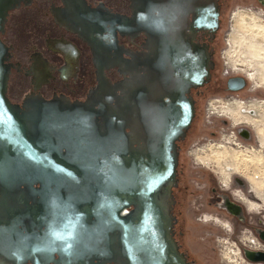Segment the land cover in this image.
Instances as JSON below:
<instances>
[{
    "label": "flooded vegetation",
    "instance_id": "obj_1",
    "mask_svg": "<svg viewBox=\"0 0 264 264\" xmlns=\"http://www.w3.org/2000/svg\"><path fill=\"white\" fill-rule=\"evenodd\" d=\"M85 2L92 10L94 9L91 19L101 23V28L95 27L92 33L82 23L84 9L77 11L66 5L63 0H19L17 7L9 13L5 31L1 34V40L11 54L9 61L11 72L6 91L8 99L16 105L21 114L28 113L35 120L45 121L42 123H45L46 128H42L44 129L42 132L44 131L48 149L44 155L62 158L68 161L66 163L71 160L70 163H75L73 161L83 153V136L93 137V133L103 123L102 119L93 113L87 117L89 115L84 108L85 106L93 109V104H86L91 97L93 100H99L96 94L99 77L101 75L106 77L112 84L130 79L127 61L132 57L128 52L140 54L152 52L146 47L149 36L143 29L131 23L130 26L123 25L120 31L115 30L111 23L115 19L114 15L131 18L132 0H85ZM162 3V0L156 1L159 18ZM212 4L213 0H167L166 4L169 14L168 26L173 30L193 35L196 42L208 46L213 61L209 80L203 86L189 90V95L195 99V114L185 137L176 142L178 157L170 210L173 217V239L184 255L185 264H197L184 252L179 240L184 238V233L185 236L187 234V217L190 216L194 224L196 223L194 228H198L203 234L201 238L213 242L212 251H221L217 247L219 243L215 240L231 238L235 240V244L237 243L235 248L240 250L241 256L250 264H257V261L250 260L246 253L259 251L245 247L240 238L242 235L251 234L264 243L258 229L261 220L257 214L250 213L259 212L260 204L249 200L254 196L258 201H264L263 186L259 182L262 181V176L256 179L257 175H252L247 179L243 172L232 174L238 173L241 169L248 171L252 168L248 155L244 159L239 153L228 155L226 149L223 150L224 155H221L219 148H215L219 150L217 152L213 151L211 146L202 147L196 152L200 165H209L210 158L205 152L207 150H210L213 161L216 155L220 156V160L223 158L222 161H226L222 172L225 175L231 174L230 184L226 187L213 167L199 166L189 155L190 150L196 148L198 144L205 143L192 140L197 137L193 135L201 124L199 106L205 99L206 92L212 90L211 94L222 96L225 93L242 91L247 86V76L245 77L243 73L223 78L218 74L220 63L217 52L222 43L221 32L230 2L216 0L215 10L218 17L215 20L211 18ZM9 24L10 29H13L11 32ZM253 66L258 70L264 63H255ZM259 73L257 71L258 84L250 88L252 91L257 88L264 89V76H260ZM236 76H242L245 83L242 88L233 91L228 88L227 82L229 78ZM116 93L120 94L119 91ZM237 96L239 97V94L235 97ZM233 114L237 117L226 115L231 123L224 118L222 126L246 124L255 130L257 140L264 147V110L252 120L240 116L237 111H233ZM56 115L63 118V123L54 126L51 124V117ZM83 116H86V119L83 120ZM213 127L214 125L211 126ZM241 129L245 135L241 134ZM206 133L216 138L219 131L211 130ZM237 133L240 139L249 142L247 145L254 148L250 130L243 127L238 129ZM112 134L110 137H114ZM229 141L232 142L233 139ZM233 156L237 158L235 162ZM249 156L257 160L252 154ZM256 157L262 160L260 155ZM241 160H245L244 164ZM216 163L221 162L217 159ZM52 170L51 168L45 170L44 186L39 183L41 178L36 177L32 181L33 185L22 192L18 189L11 190L0 179V264H20L19 255L14 249L18 236L17 232L13 231V226L19 222L21 193L31 197L30 203L42 207V213L48 219L44 229L49 226L55 227L60 221L72 222L71 229L68 230L70 236L67 235L64 240L61 236L68 234L64 231L55 232L59 233L57 237H52L51 231H48L43 238V243L48 244L45 247L35 245L37 238H34L31 257L25 264H116L117 232L103 221L105 216L107 217L106 213L101 211L98 217L95 215L84 217L82 205L83 203L89 205L91 200L87 198L82 200L83 194L78 183L64 176L56 177ZM61 171L79 172L74 166ZM237 189L248 198L242 194L235 197L234 192ZM132 209V205L123 206L119 210V215L126 216ZM205 214L217 220L229 221L233 228L231 235L226 236L219 227H216L219 222L216 224L210 219L208 220L210 224L200 225L203 224L200 219ZM208 215L205 216L209 217ZM262 220L264 221V218ZM71 236L72 239L69 241L68 238Z\"/></svg>",
    "mask_w": 264,
    "mask_h": 264
},
{
    "label": "water",
    "instance_id": "obj_2",
    "mask_svg": "<svg viewBox=\"0 0 264 264\" xmlns=\"http://www.w3.org/2000/svg\"><path fill=\"white\" fill-rule=\"evenodd\" d=\"M63 1L77 11L85 10L82 23L91 33L101 28V23L91 19L94 9L85 0ZM156 1L132 0L130 19L114 15L111 23L115 30L131 23L143 29L149 36L146 47L152 52H128L132 57L127 61L130 79L112 84L106 77H99V100L91 97L86 104H93V109L84 108L87 117L93 113L103 123L93 137L83 136V153L75 163H66L62 158L44 155L48 149L42 132L45 121L21 114L6 95L11 54L1 34L19 0H0V179L11 190L22 192L33 185L36 177L44 186L45 170L51 168L54 176L78 183L82 200H91L89 205L83 203L82 215L98 217L104 211L107 217L103 221L117 232L116 264H185L173 239L170 211L178 157L176 142L185 137L195 114V99L189 90L209 80L213 61L208 46L196 42L193 35L168 26L167 0H162L159 18ZM215 5L213 0V20L218 17ZM244 83L242 76H236L229 78L227 85L236 91ZM51 119L54 126L63 123L61 116ZM71 166L79 172L61 171ZM31 200L21 193L19 222L13 226L18 236L14 249L20 264L30 259L36 238L35 245L45 247L48 244L43 243V238L48 231L55 237L59 234L55 232L68 233L72 226V222L54 221L55 227L44 229L48 219L42 207ZM126 205H132V211L119 215L120 208ZM67 235L70 233L61 236L62 240ZM71 239L72 236L68 238ZM246 255L252 261H264V252Z\"/></svg>",
    "mask_w": 264,
    "mask_h": 264
},
{
    "label": "rangeland",
    "instance_id": "obj_3",
    "mask_svg": "<svg viewBox=\"0 0 264 264\" xmlns=\"http://www.w3.org/2000/svg\"><path fill=\"white\" fill-rule=\"evenodd\" d=\"M229 2H230V8L228 9V12L225 16V21H224V24L222 27V32H221V42L222 43H221L220 47L218 48V52H217L218 60L220 63V68H219L218 74L221 78H223V76H224L223 72H225L226 68H228V70L230 71L229 64L230 65L232 64L236 68V71L235 72L230 71L229 73H231V74H240V73L245 74V72H248L252 75V80L246 79L247 80V86L242 91H238V92H234V93H225L222 96L211 94L212 90L211 91L208 90L206 92V94L204 96L205 99L203 101L200 100L202 104H200V106H199V111L201 113L200 114L201 124H200V127L197 130H195V134L193 135V137L195 135L197 137L192 140V142H194L195 140L196 141L199 140V143L200 142H205V143L198 144V146L196 148L189 151V155L195 160L197 165L203 166L204 168H212L213 167V169H215L217 171V173L221 179H222V177L225 178L224 172H222V171H223V167L226 164L224 162H226V161H222L223 158H221V160H220L219 155H216L215 156L216 158L213 161L211 159L212 157H211L210 150H207L205 152H206L208 158H210L208 161L209 165L208 166L200 165L198 163V160H197L195 154L193 153L194 150H196L200 147L206 148L207 146H211L213 151L218 152L219 150H217L215 148H219L221 150V155H224L223 149H226V150H228L229 155H232L233 153H239L240 155H242V157L244 159H246L247 155L249 156L252 154V156L255 157V159H257L258 161L260 159L257 158L256 156L260 155V158L262 159V161H264V156H261V154H260V152L261 153L264 152V147L261 145H258L256 133L250 126H248L246 124H240L238 126H232L231 124H228L227 126H229V127L222 126V121L224 120V118L215 114V112L213 110L214 108L212 109L213 114L210 117H208L206 114V104H207V101H209L211 99H218V100L221 99V101L224 103L226 101L224 99L225 97L226 98L227 97H235L236 94H239V98L241 100H244V103H246L248 100H250L252 98H259V99L264 100V89L263 88H257L255 91L250 90V88L254 85L253 83L256 82V80L253 77V75L255 73L253 74V70L251 68H249L247 64L244 65V63H242V62L240 64L238 63L242 59V57H241L242 55L239 52V49L237 50L236 48H234L235 46L232 43V39H231V36L235 37V39H237L239 37H244V39H245V37H246V35H248V33L244 30V27H242L240 25L239 16L244 15L249 9L255 10V9H259V8H264V1H262V0H229ZM259 2H263V3H259ZM234 13H236L237 16L236 15L233 16ZM10 24H9L8 28H9V31L11 32V31H13V29H10ZM240 32H242L243 36H240V35H242ZM233 51H235V52L233 53ZM235 53H237V54L235 55ZM232 54L234 56H232ZM236 57L238 59H236ZM227 62L229 63L228 65H226ZM261 63H264V59L261 61ZM235 98H237V97H235ZM216 103L217 102H215V104ZM219 108H217V109H219ZM237 113H238V111H237ZM212 125H214L213 128H211ZM238 127H245L248 130H250L252 138L254 140V144H253L254 148L259 149L258 150L259 152H255L253 149L250 148L249 145H247V143H249V142L244 141L238 137V135L236 133ZM211 130L219 131L216 138H213L212 136L210 137L206 133L207 131H211ZM232 132H234V135L237 136V139H236L237 142L236 143H232L231 141L224 142V140L221 139L223 135L227 136L228 140L233 139V136H232L233 133ZM212 139L214 141H212ZM245 147L248 148L249 150L244 149ZM249 157H251V156H249ZM217 159L221 162L220 164L216 163ZM257 160H253L252 157H251V159H249L251 164H253V165H251V166H253V171L258 173V169H259V173H260V171H262V173H260V175L264 178V163L259 161L258 168H257L256 166H254V165H257V163H258ZM241 161H243V160H241ZM255 161H257V162H255ZM246 163H247V161H246ZM246 163H245V165H246ZM242 172H245L244 169H241L239 171V173H242ZM239 173H232V174H239ZM257 173H255V174H257ZM249 176H250V174H248V178H249ZM230 177H231V175H230ZM259 182L262 183V181H259ZM263 188H264V186H263ZM263 194H264V191H263ZM253 198L256 201H253L254 199H252V200L249 199V200H251V202L253 201L252 203H256V204L259 203L260 204V210H259V212H250L248 210V212L253 213V214H257L259 216L261 221L258 225V229L260 231L264 232V221L262 220L264 218V201H258L254 196H253ZM187 222H188L186 224L187 234L185 236V233H184V236H183L184 238H181L179 240H180V245H182V249L184 250V252H186V254L189 256V258L191 260H194L197 264H228L225 256H227V257L229 256V257H232L234 259L236 258L235 254H233L231 252L232 249H235L233 247L237 244V243L235 244L234 239L229 238L228 239L229 243L222 242L219 239L217 241L215 240L216 243H219L217 247L219 249H221V251L220 250L212 251L211 247L214 246L213 242L208 240L207 238H201L203 234L201 232H199L200 230L198 228H194L196 223L194 224V222L190 218V216L187 217ZM200 222L203 223V224H200L202 226L204 224H210L209 222H205V220L203 221V219H201ZM216 227H219L224 232V234H226V236H230L232 233V232L225 231L223 229V227H221L219 225H216ZM232 230H233V228H232ZM222 239L227 240V238H222ZM260 242L262 244H264L262 242V240Z\"/></svg>",
    "mask_w": 264,
    "mask_h": 264
},
{
    "label": "bare ground",
    "instance_id": "obj_4",
    "mask_svg": "<svg viewBox=\"0 0 264 264\" xmlns=\"http://www.w3.org/2000/svg\"><path fill=\"white\" fill-rule=\"evenodd\" d=\"M234 15H236V13H234L233 14V16ZM237 16V15H236ZM240 17V16H239ZM245 30V29H244ZM245 32V31H244ZM241 34H242V32H240ZM239 33V34H240ZM240 36H243V34L242 35H240ZM240 38V39H239ZM239 38H237V39H235V37H233V36H231V39H232V43L234 44V48H236L237 50L239 49V52L241 53V57H242V59L240 60V62H238L239 64L242 62V63H244V65L245 64H247L248 65V67L249 68H251L252 70H253V77H254V79L256 80V82L255 83H253L254 85L255 84H258L257 83V79H256V76H257V71L258 72H260L259 74H260V76H264V66L263 67H261L260 69H258V70H256V68L253 66V64H255V63H261V61L263 60V59H261L260 58V55H257V51H256V49L254 48V45L255 44H261V43H264V41H262L261 40V38H259V37H257L256 38V40L255 41H253L252 40V37L248 34V35H246V37H245V39H244V37H239ZM236 50V51H237ZM235 51H233V53H234ZM237 53H235V55H236ZM232 56H234L233 54H232ZM230 59V58H229ZM236 59H238L237 57H236ZM233 61V60H232ZM230 62V61H229ZM229 63L227 62L226 63V65H228ZM232 65V64H231ZM230 64H229V67H230V71L231 72H235L236 71V68L232 65L231 66ZM227 73H228V76L229 75H231V73H229L230 71L228 70V68H227ZM226 74V73H225ZM248 77L250 80H252V75L250 74V73H248V72H245V77ZM246 77V79H248ZM248 79V80H249ZM252 86V87H255V86ZM251 90V89H250ZM263 99H259V98H252V99H250V100H248L246 103H241L240 101H238L235 97H230V98H227L226 99V101L224 102V103H216L215 104V102H217V101H211V102H209L208 104H206V114H207V116L208 117H210L212 114H213V110H214V112H215V114H217L218 116H221V117H223V118H226L230 123H231V121H230V119L228 118V117H226V115H233V117H237L236 115H234L233 114V111H238V114H240V116H242V117H246V118H248V119H250V120H252V119H254V118H256L258 115H259V112L261 111V110H264V101H262ZM220 107V108H219ZM214 108V109H213ZM217 108H219V109H217ZM213 109V110H212ZM233 126V125H232ZM240 128H243V127H238L237 128V131H238V129H240ZM252 128V127H251ZM253 129V128H252ZM254 130V129H253ZM237 131H236V133H237ZM240 131V130H239ZM255 131V130H254ZM242 132V133H241ZM241 132H239V133H241L242 135H245V133L242 131V129H241ZM233 133V141H232V143H236L237 141H236V139H237V136L236 135H234V132H232ZM256 133V132H255ZM237 135H238V133H237ZM222 140H224V142H228L229 140L227 139V136H225V135H223L222 136V138H221ZM257 142H258V145H260V143H259V141L257 140ZM262 146V145H261ZM251 149H253L255 152H259L258 150L259 149H255V148H253V147H250ZM199 149H201V147L200 148H198V149H196V150H194L193 151V153L195 154V156H196V152L199 150ZM244 149H247V150H249L248 148H244ZM224 150V149H223ZM260 154H261V156H264V152H260ZM228 155H229V153H228ZM233 159H234V162H235V160L237 159L236 158V156H233L232 157ZM248 159H251V157H249L248 156ZM258 161V160H257ZM257 161H255V162H257ZM259 161H261V162H263L264 163V161H262V160H259ZM259 161H258V163H257V165H254V166H256L257 168H258V164H259ZM228 162V161H227ZM243 162V164H244V162H245V160H243L242 161ZM251 165H253V164H251ZM252 170V171H251ZM247 174H246V173ZM245 172H243L244 174H246V176H247V179H248V174H250V176H252V175H257V176H255L256 177V179H260V173H262V171H260V173H259V169H258V174H255V173H257V172H255V171H253V166H252V168L250 169V170H248V171H245ZM254 172V173H253ZM239 173V172H238ZM225 175V174H224ZM231 175V174H230ZM230 175H225V178H223L222 177V183L227 187V186H229V184H230ZM261 180H262V186H264V178L262 177L261 178ZM249 183H250V185H251V181L249 180ZM250 185H249V191H250ZM263 191H264V188H263ZM241 192V191H240ZM236 190H235V192H234V196L236 197ZM250 193H251V191H250ZM241 194L242 195H244V196H246L245 194H243L242 192H241ZM247 197V196H246ZM254 199V198H253ZM252 200V199H251ZM240 201V200H239ZM253 201H256L255 199L253 200ZM243 203V202H242ZM245 205V204H244ZM246 206V205H245ZM232 208H234V207H232ZM247 208V207H246ZM231 211H233L234 212V210H231ZM248 211V210H247ZM205 215H208V214H205ZM205 215H203L202 216V218L201 219H203V221L205 220V222H208V220L210 219L211 221H213V222H215L216 224H217V222H219V224L218 225H220L221 227H223V229L225 230V231H227V232H232V226H231V224L227 221V220H217L216 218H213L211 215H208L209 217H206ZM200 219V220H201ZM260 233H261V237L262 238H264V232L263 231H260ZM219 240L220 241H222V242H226V243H229V241H228V239L226 240V239H222V238H219ZM233 248H235V246L233 247ZM236 249L237 248H235V249H232L231 250V252L233 253V254H235V252H236ZM257 251H259V252H264V250H257ZM236 257V256H235ZM225 258H226V261L228 262V258H229V256L227 257V256H225ZM232 258V257H231ZM235 259H237V257L235 258ZM247 264H250L249 262H247ZM251 264H256V263H251ZM257 264H264V263H262V262H257Z\"/></svg>",
    "mask_w": 264,
    "mask_h": 264
},
{
    "label": "clouds",
    "instance_id": "obj_5",
    "mask_svg": "<svg viewBox=\"0 0 264 264\" xmlns=\"http://www.w3.org/2000/svg\"><path fill=\"white\" fill-rule=\"evenodd\" d=\"M239 23L252 37L253 41L257 37L264 41V8L249 9L244 15L239 17ZM254 48L257 51V55H260V58L264 59V43L255 44ZM235 194L240 195V190L237 189ZM240 239L241 243L245 244V247H251L253 250H264V244L254 235H242ZM235 256L238 259L228 258V264H247V261L243 259L238 248L236 249Z\"/></svg>",
    "mask_w": 264,
    "mask_h": 264
},
{
    "label": "built area",
    "instance_id": "obj_6",
    "mask_svg": "<svg viewBox=\"0 0 264 264\" xmlns=\"http://www.w3.org/2000/svg\"><path fill=\"white\" fill-rule=\"evenodd\" d=\"M228 71H227V68H226V70H225V72H223V75L224 76H227L228 75V73H227ZM226 73V74H225ZM238 101H240L241 103H244V100H241L238 96H237V98H236ZM226 100V99H225ZM210 101H217V103H223L221 100H218V99H211V100H209V101H207V104L210 102Z\"/></svg>",
    "mask_w": 264,
    "mask_h": 264
}]
</instances>
